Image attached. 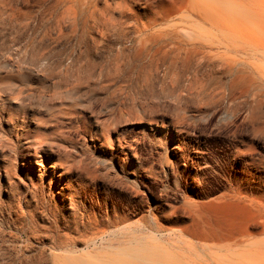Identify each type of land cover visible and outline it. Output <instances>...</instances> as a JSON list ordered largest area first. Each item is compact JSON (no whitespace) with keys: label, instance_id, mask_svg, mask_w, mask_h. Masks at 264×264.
Returning <instances> with one entry per match:
<instances>
[{"label":"rangeland","instance_id":"rangeland-1","mask_svg":"<svg viewBox=\"0 0 264 264\" xmlns=\"http://www.w3.org/2000/svg\"><path fill=\"white\" fill-rule=\"evenodd\" d=\"M11 7L0 8V264H104L264 196V108L179 99L183 80L148 75L134 38L61 37V0ZM249 226L263 241L264 226Z\"/></svg>","mask_w":264,"mask_h":264},{"label":"bare ground","instance_id":"bare-ground-1","mask_svg":"<svg viewBox=\"0 0 264 264\" xmlns=\"http://www.w3.org/2000/svg\"><path fill=\"white\" fill-rule=\"evenodd\" d=\"M29 1H2L0 8L13 10L14 3ZM61 1V37L81 36L87 27L88 35L103 39L134 38L142 46L148 75L162 72L163 84L174 76L172 87L183 80L179 99L197 105L245 104L250 112L264 108V0ZM227 209L214 227L161 230L156 240L164 245L153 249L138 242L103 263L264 264V240H256V225L249 226L251 221L264 226V196ZM55 264L75 263L57 259Z\"/></svg>","mask_w":264,"mask_h":264}]
</instances>
